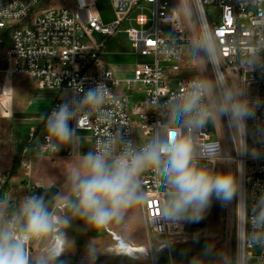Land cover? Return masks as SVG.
<instances>
[{"label": "built area", "instance_id": "1", "mask_svg": "<svg viewBox=\"0 0 264 264\" xmlns=\"http://www.w3.org/2000/svg\"><path fill=\"white\" fill-rule=\"evenodd\" d=\"M97 1L62 0L58 7L44 8L45 0H0V32L7 30V23L13 24L11 45L6 51L7 76L25 75L41 88L58 93L47 122L62 104H68L75 113L69 122L74 129L69 144L59 148L46 133L41 154L50 159L79 157L76 133L89 131L95 153L108 149L118 156L126 147L139 149L156 138L171 136L189 140V163L214 175L222 163L237 162L242 223L238 254L243 252L244 264H264V221L260 220L264 215V0H111L116 19L109 25L103 23ZM211 5L222 9L219 24L210 21L206 8ZM136 9L150 11V15H136L135 26L126 30L142 61L134 67L131 77H120L103 58L102 48ZM196 26L207 50L211 47V93L223 102L225 93L231 92L235 99L246 101L253 112L251 118L239 122L234 156L219 132V137L213 139L205 124L192 128L169 118L179 98L191 91L189 85L206 81L181 76L183 49ZM95 33L106 36L103 45L97 44ZM4 39L1 35L0 48ZM138 85L145 91V98L131 109L123 94L125 88ZM90 90L101 96V102L92 108L83 103ZM210 97H203L202 103L213 110ZM135 126L150 141L139 145ZM34 136L32 130L31 138ZM138 181L148 233L167 240L184 235L186 218L164 214L166 195L173 189L162 169H147ZM31 241L25 244L27 248ZM254 247H259L258 255L251 253Z\"/></svg>", "mask_w": 264, "mask_h": 264}, {"label": "rangeland", "instance_id": "2", "mask_svg": "<svg viewBox=\"0 0 264 264\" xmlns=\"http://www.w3.org/2000/svg\"><path fill=\"white\" fill-rule=\"evenodd\" d=\"M63 4L62 0H45L43 7H58ZM101 19L104 24H112L116 19L115 8L111 0H98ZM210 21L219 24L222 18V9L219 6L211 5L206 8ZM150 15L148 9H136L116 30L115 34L106 41V36L99 33L94 34V39L98 45H103V58L109 65H121L126 68L127 64L138 59V54L133 48L132 43L126 33V30L135 26L134 18L139 13ZM13 24L7 23V30L0 32L5 36L4 44L0 52V82L6 78L10 81L9 87H6V93L3 96L10 97L2 100L0 98V118L6 116L2 110L10 113L9 105L12 95V74L8 75V63L6 51L11 45L9 37L10 29ZM191 38L184 46V61L181 76L204 78L210 82L211 69L208 62V50L201 33L196 26ZM207 67V71L205 70ZM125 77H131V74ZM17 78H20L18 76ZM173 80V79H172ZM175 86V84L173 85ZM20 86L16 85L15 96L19 98ZM29 91L33 87H29ZM8 90L10 92H8ZM128 98L129 105L133 109L145 98V91L140 86H134L130 89L125 88L124 94ZM210 98L215 111L222 101L216 94L210 93ZM5 110V111H6ZM135 123L137 121L135 119ZM135 124V125H136ZM213 139L220 138L225 142L227 150L235 155V145L238 142L239 122L233 121L229 116L216 114L213 119L205 123ZM135 135L138 138V144L141 145L150 139L142 137V131L135 126ZM20 137L24 139L26 145H29V137L24 131L20 132ZM77 137L81 144V158L69 159L63 158L54 162H46L28 168L22 169L23 176L30 173L29 180L34 186H43L45 188H57L61 196L56 199V205L53 212V220H59L58 225H53V230L45 236L35 238L31 241L28 248L24 245L23 250L32 251L30 256L31 264H39L41 260L46 264H239V238L241 233V214H240V170L237 162L230 164L222 163L216 171L218 174H230L236 183V192L230 202L224 203L218 201L214 196L210 199L208 207L203 213L202 222H186L185 234L178 239H161L153 234L150 235L146 227V217L141 200L125 210L120 216L111 221L94 225L89 223L75 212L71 206L77 203L72 194V181L70 178L74 168H78L83 156L89 152L95 154L94 139L89 131H79ZM32 151V150H31ZM30 169H32L30 171ZM172 195L169 196V204ZM189 211L186 215H190ZM66 222V223H65ZM22 231V229L20 230ZM111 233L114 234V241ZM60 239L66 240L65 253L54 259L49 258V249L52 248ZM133 248V249H132ZM112 249V253L111 250ZM123 249L135 250V255L130 256ZM145 252L138 253L139 250ZM119 252L118 257L115 254ZM254 255L260 253L259 247L250 250ZM26 252V256L27 255ZM115 252V253H114ZM246 264H258L254 261Z\"/></svg>", "mask_w": 264, "mask_h": 264}, {"label": "clouds", "instance_id": "3", "mask_svg": "<svg viewBox=\"0 0 264 264\" xmlns=\"http://www.w3.org/2000/svg\"><path fill=\"white\" fill-rule=\"evenodd\" d=\"M208 51L211 53V47ZM189 88L191 91L180 97L170 112L173 123L182 122L185 126L200 128L216 114L229 116L236 122L253 116L247 102L235 99L231 92L225 93L223 102L215 111L210 110L202 103V98L212 90L209 81H194ZM100 102L101 96L91 90L83 100L90 108ZM74 116L69 105L62 104L48 117L49 135L58 143L69 142L74 132L69 122ZM191 153L189 140L171 136L164 140L156 138L139 149L126 147L118 156H113L108 149L98 150L95 154L89 152L82 157L80 166L71 172L72 194L77 200L71 206L89 223H107L142 199L138 195V177L143 171L154 168L157 171L162 169L166 182L173 189L164 214L179 219L190 211L186 218L199 222L213 196L224 203L232 200L236 183L230 174L214 175L207 169L191 165ZM21 209L24 224L20 233L0 227V264H25L24 245L50 233L54 223L58 222L49 216L42 200L37 197L27 199ZM260 220L264 221V215ZM62 251L63 244L54 245L49 249V258L54 259ZM39 264H46V261L41 260Z\"/></svg>", "mask_w": 264, "mask_h": 264}, {"label": "crops", "instance_id": "4", "mask_svg": "<svg viewBox=\"0 0 264 264\" xmlns=\"http://www.w3.org/2000/svg\"><path fill=\"white\" fill-rule=\"evenodd\" d=\"M1 50L0 48V52ZM141 61L142 59L138 56V59L127 64L126 68L121 65L110 66L118 76L125 77L128 74H132L134 67ZM18 76L20 78H17ZM10 79L12 83V94H9L12 95L9 103L11 106L10 113L6 109V111L2 110L6 116L1 115L2 118H0V147H2L0 154V227H7L15 231V229L21 230L23 228L24 214L21 206L27 199L32 197L31 191L34 187L32 181L29 180L31 172L27 173L26 176L22 174L24 166L32 168L34 165V167H37L46 162H54L68 157L61 156L57 159H50L47 156H43L40 151L43 135L48 133L46 117L53 107L58 93L54 90L41 88L37 81L25 75H14ZM5 81L10 90L9 78H6ZM16 85L20 86L21 94L17 100L15 96ZM31 86L33 90L29 91ZM9 90L8 92H10ZM3 96V101L10 98L9 96L3 98ZM32 130H35L33 138H31ZM21 131L28 135L29 145H26L24 139L20 137ZM54 141L59 148H63L70 142L61 144L55 139ZM79 153V157L69 159L79 160L81 158V144L79 145ZM27 181L28 184L26 183ZM38 187L47 189L40 185ZM170 195H166L167 207L169 206L168 199ZM60 196L58 194L56 199ZM186 216L185 214L184 217L186 218ZM51 218H54L53 214ZM186 220L187 223L192 222L187 218ZM199 222H202V220ZM60 243L58 241V244ZM110 251L112 252V249Z\"/></svg>", "mask_w": 264, "mask_h": 264}, {"label": "water", "instance_id": "5", "mask_svg": "<svg viewBox=\"0 0 264 264\" xmlns=\"http://www.w3.org/2000/svg\"><path fill=\"white\" fill-rule=\"evenodd\" d=\"M57 195L58 189L54 187L42 189L38 186H34L31 191L32 197H37L38 199L42 200L44 207L46 208L50 217L55 209Z\"/></svg>", "mask_w": 264, "mask_h": 264}, {"label": "flooded vegetation", "instance_id": "6", "mask_svg": "<svg viewBox=\"0 0 264 264\" xmlns=\"http://www.w3.org/2000/svg\"><path fill=\"white\" fill-rule=\"evenodd\" d=\"M26 183L28 184V181ZM54 221H58V222H55L56 223L55 226L58 225L59 220L55 219ZM111 235H112L114 241H117L116 238H115V236H114V234L111 233ZM32 240H34V239H32ZM59 242H61L60 244H63V251L61 252V254L59 256H57V258L61 257L65 253V249H66V240L65 239H60ZM55 244L57 245L58 244V241ZM118 244H119V242H118ZM28 250H29L28 252L23 250L24 253H25V264H31L30 263V256H31L33 250H30V248ZM26 252H27V255L28 256H26ZM142 252H145V250L139 251L138 253H142ZM115 254L118 257L119 254L117 252Z\"/></svg>", "mask_w": 264, "mask_h": 264}, {"label": "bare ground", "instance_id": "7", "mask_svg": "<svg viewBox=\"0 0 264 264\" xmlns=\"http://www.w3.org/2000/svg\"><path fill=\"white\" fill-rule=\"evenodd\" d=\"M6 87H7V83H6V81L2 84V85H0V98L3 96V95H5V93H6ZM227 159H230L231 160V158H229V156H228V158ZM242 171V170H241ZM243 172V171H242ZM242 224V223H241ZM133 249V248H132ZM126 253H128L130 256H134L135 255V250H127V249H123ZM139 250V249H138ZM140 251V250H139ZM239 264H244V261H243V252L241 251V253H240V256H239Z\"/></svg>", "mask_w": 264, "mask_h": 264}]
</instances>
